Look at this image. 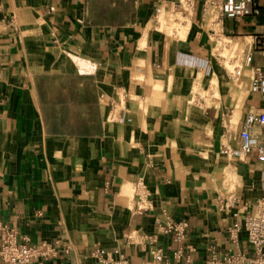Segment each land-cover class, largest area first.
I'll return each instance as SVG.
<instances>
[{"label": "crops", "instance_id": "obj_1", "mask_svg": "<svg viewBox=\"0 0 264 264\" xmlns=\"http://www.w3.org/2000/svg\"><path fill=\"white\" fill-rule=\"evenodd\" d=\"M201 4L169 57L168 35L149 26L156 0H0V223L37 249L73 246L41 264H102L99 248L150 264L149 248L171 258L180 246L176 264H203L227 250L237 204L224 211L219 198L250 207L264 165L221 154L224 126L237 130L260 101L249 77L231 79L221 66L210 104L190 103L194 73L212 68ZM224 23L246 34L235 37L264 36V14ZM254 64L264 68V52ZM118 99L124 117L109 120ZM138 178L151 205L140 213L131 208ZM166 219L187 221L181 245L159 232Z\"/></svg>", "mask_w": 264, "mask_h": 264}, {"label": "built area", "instance_id": "obj_2", "mask_svg": "<svg viewBox=\"0 0 264 264\" xmlns=\"http://www.w3.org/2000/svg\"><path fill=\"white\" fill-rule=\"evenodd\" d=\"M197 0H171V6L181 10L182 13L191 16L195 9ZM166 0H156L154 17L161 13ZM52 9V8H50ZM210 10L216 22L224 23L225 20L238 22L244 17L264 14V0H202L201 20ZM157 20V19H156ZM213 34L215 29L210 28ZM264 52V36L254 35L241 50V59L234 65L233 70L228 74L231 78L238 79L241 71L248 68L251 73V91L259 97V106L255 110L248 111L237 130H233L228 122L224 127V139L220 145V153L233 159H242L249 154L264 165V68L254 64L255 53ZM237 61V59H236ZM125 109L122 100L110 103L107 118L109 120L123 119ZM261 131L260 132H258ZM260 196L253 204L238 202V198L230 196L223 202L220 198L222 210L234 207L232 211L234 221L226 228L227 250L221 256L212 252V255L203 264H264V172L260 182ZM149 191L145 187L143 180L138 178L132 187V206L135 212H142L150 209L148 199ZM186 220L175 221L166 219L165 223L159 226V232L171 235L172 239L178 243L184 241L186 237ZM245 233L244 238L240 237L241 232ZM145 240L155 241L154 236L142 235L141 243ZM59 251L69 255L73 251L70 243L56 240L54 243L46 244L43 249H37L32 245L19 241L15 232L0 223V259L6 264H32L33 261L41 264L49 256L56 255ZM115 252H118L117 250ZM151 255L150 264H176L183 256L182 246L178 247L172 257H167L161 248H149ZM95 256L102 264H128L124 256L113 258L104 249H96ZM186 262L194 264L188 256Z\"/></svg>", "mask_w": 264, "mask_h": 264}, {"label": "rangeland", "instance_id": "obj_3", "mask_svg": "<svg viewBox=\"0 0 264 264\" xmlns=\"http://www.w3.org/2000/svg\"><path fill=\"white\" fill-rule=\"evenodd\" d=\"M166 8L168 9V12H170V13L171 12H177V11L181 12V10L171 6V4L169 6L164 5L162 12L158 15L157 18L154 17L152 22H149V26L152 25V27L163 31L166 35H168V34L172 33V24H173V22H175V24H177V23L178 24H184V23H186L189 20V22L191 24V19H192L191 16L186 15L185 13L181 12V15H177L178 18H174V19L171 20L170 24L164 25L165 21L169 19V17H167L166 15L162 16V13L164 12V9H166ZM222 26H223V29L219 33L213 34L211 32V30L206 32V37L209 40V45H210L209 46V52L211 53L210 55H211V58H212V67H215L217 69V72H218L217 75H219L221 73V66L224 67L228 72L233 70L234 65L237 63L236 59L239 57L238 54H239L240 50H242L239 45L236 48H234V49H227V48H229L228 40L234 39V40H238V41L243 43L244 37H235V36H244V35H246L244 33H237V32L230 33V32H227L225 30V23H223ZM210 28L215 29V31L217 30V26H216L215 23H211L207 19H204L201 29L206 31V30H208ZM174 29H176V28H174ZM249 39L251 40V38H249ZM245 42L242 45V47L246 43H248V41L246 43ZM213 43H214V45H215V43L218 45V46L216 45L217 50H216L215 46L213 45ZM218 49H221L222 51H224L225 55L221 54V52ZM61 61H62V55L59 57V62H61ZM85 69L89 70V68H85ZM81 70H84V69H81ZM243 72H245V71H241L240 74L241 75H245ZM208 74H206V76ZM246 76L250 78L251 74L246 75ZM194 77L195 78L197 77L198 79H192V80H196V81L193 82L194 84H192L191 90L189 89L190 85L188 84V92L191 95L190 103L191 104L199 103V99L204 97V98L207 99L206 103L210 104L209 103V98L212 95H217V89H216V80H217V78L214 81H212V80L203 81L202 79H205V76H204V72H201V71H199L197 73H194L193 78ZM231 79H234V78H231ZM166 80H168L169 83L171 82V80L168 77L166 78ZM191 81H189V83ZM175 86L178 89L180 87V85H178V84H176ZM192 113H194V111ZM232 175L233 176L230 177V181H229L230 185H228L230 187V189L233 188V183H234L233 181L236 179L235 174H232Z\"/></svg>", "mask_w": 264, "mask_h": 264}, {"label": "bare ground", "instance_id": "obj_4", "mask_svg": "<svg viewBox=\"0 0 264 264\" xmlns=\"http://www.w3.org/2000/svg\"><path fill=\"white\" fill-rule=\"evenodd\" d=\"M162 10H163V8H162ZM162 10H161V12H162ZM164 14V15H163ZM167 16V17H169V19L168 20H166L165 21V24L164 25H166V24H170V22H171V20L172 19H174V18H178V16L177 15H181V12L180 11H177V12H168V9L166 8V9H164V12L162 13V16ZM204 19H207L208 21H210L211 23H215L216 24V26H217V32L216 33H219V32H221V30L223 29V26H222V24L220 23V22H216L215 20H214V15L212 14V12L210 11V10H207L206 11V13H205V15H204ZM170 27V26H169ZM168 28V27H167ZM174 28H176V29H174ZM190 29H191V24H190V22H189V20L186 22V23H184V24H175V22H173V24H172V33L171 34H168V36H167V38H166V42H165V45H166V52H167V55L169 56V57H171V55L173 54V51H174V45H175V41L177 40V39H186L187 38V36H188V33L190 32ZM174 30V31H173ZM250 37H248V36H245L244 37V41H243V43L242 42H240V41H238V40H234V39H230V40H228V43H229V48H227V49H234V48H236L238 45L241 47V49H243L244 48V46L242 47V45L244 44V42L246 41H248V43H249V41H250V39H249ZM245 42V43H246ZM247 44V43H246ZM213 45H214V43H213ZM216 43H215V48H216ZM218 46V45H217ZM216 50H217V48H216ZM220 52H221V54H224L225 55V52L224 51H222L221 49H218ZM233 52V51H232ZM236 52V51H235ZM239 57L237 58V61L236 62H238L240 59H241V50H240V52H239ZM233 57V56H232ZM226 58V57H225ZM229 60V59H228ZM62 67H74L72 64H69L70 62L68 61V59L66 58V55L64 56V57H62ZM233 62V61H232ZM230 63V62H229ZM217 69L215 68V67H212L211 68V71H210V73L207 75V76H205V79L204 80H208V79H210V80H212V81H214V80H216V78H217ZM245 75H249L250 73H249V71L248 72H243ZM169 78V77H168ZM170 79V78H169ZM195 79H197V77L195 78ZM171 80V79H170ZM196 80H192L190 83H189V89L191 90V87H192V84H194L193 82H195ZM166 83H169V81L168 80H166ZM119 167V166H118Z\"/></svg>", "mask_w": 264, "mask_h": 264}]
</instances>
